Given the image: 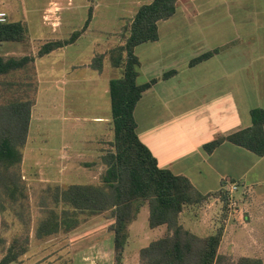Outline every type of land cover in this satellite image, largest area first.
<instances>
[{
  "label": "crops",
  "instance_id": "0c3cea01",
  "mask_svg": "<svg viewBox=\"0 0 264 264\" xmlns=\"http://www.w3.org/2000/svg\"><path fill=\"white\" fill-rule=\"evenodd\" d=\"M100 1L103 0H85L78 7L93 10L96 2L99 4ZM152 1L132 0V2H125L126 12L128 13L125 15H129L131 20L129 21L125 17L124 21L123 15L117 14L115 20H119L121 25L117 31L112 30V32H109V30L103 28L102 24L106 22L103 21V18L100 24H97L98 22L95 24L97 16L94 18L92 15L86 28L82 30L85 25L83 23L81 28L77 30L80 35L73 43L58 48L45 56L38 57L37 52L44 44L68 40L73 33L77 32L75 31L71 36L65 38L67 31H62L63 25L59 17L62 10L66 8L76 11V8L73 7L74 0H50L41 12L42 25L49 27L50 32L41 35L28 34L25 43H9L11 48H27V52H23L18 56L14 55V52H7L2 58L29 57L32 59L26 69L6 76L7 81H13L14 76L20 77L18 80L24 83L23 88L27 91V94L30 95L31 93L30 96L34 98L27 139L22 150L21 167L32 164L25 161V155L34 115L38 119L36 124L39 126L35 149H38L40 155L44 153V156L41 155V157L50 156L51 152L53 154L51 158L53 159H46L50 162L53 161L52 164L55 165V168L59 158H54V156L62 151L60 149L65 148L66 155L69 156L70 160L74 157L73 139L72 142L66 143L63 137V144L57 150L53 146L55 143H49L48 139L52 140V138L47 136L48 133L40 134L41 120L39 121V119L41 116L37 108H39L44 98V103L41 105H44L45 108L50 109L57 106L62 112H66V114H61L62 120H60L62 122L61 129L64 130L68 117L75 116L74 112H68L66 105L68 99H65V97L72 91L73 96L79 94L78 98H80V86H77V84L88 81L91 84L89 87L92 88V98L97 97L93 100V103L97 106L96 109L100 110L99 106H101L108 110L110 105L109 83L111 80L116 79L111 78L115 69L110 67L108 63V54L111 49L124 44L128 36L129 25L137 10ZM58 3L61 7L49 8L50 5L55 6ZM175 5V14L171 18L158 23V39L152 42L151 46L160 53L165 48H174V41L182 40L186 43L188 41L197 42V49L194 50L195 54L188 51L189 56L182 55L185 58L183 62L180 53L177 52V56H180L174 59L171 66L166 71L163 70L161 75L174 71L175 74L170 78H149L156 79V83L143 94L133 112L137 125V136L156 158L160 168L169 170L174 175L186 177L193 187L203 195L217 194L222 191V185L227 181L238 186V190L232 195L234 198L239 193L238 199L236 198L238 206L236 209L226 212L219 220V224L213 221L210 222V220H207L208 223H204L206 220H203V218L198 219L197 214L184 220V214L190 210L188 208L184 209L179 215V222L185 229L199 237L212 235L218 229H221L222 236L218 247L220 255L231 258L233 262L244 257L259 259L264 264V156L259 157L229 142H223L211 153H206L203 150V145L219 137H227L249 128L251 126V110H264V0H176ZM0 12L7 15L8 22L24 23L25 29L27 28L24 16H22V20H13L10 18L8 8L2 9ZM80 21L82 22V19ZM121 30L124 33L122 32L119 37L116 36ZM105 36L109 37L105 38ZM81 39L89 41L91 46L90 62L85 64H78L83 62L74 60L75 55L73 54H76V52L69 51ZM102 45L104 46L102 47ZM164 46L168 47L164 48ZM213 51L217 52L210 58L194 66L189 65L193 59ZM100 55L104 57L101 70L93 69L91 63L95 57ZM45 66L58 68V71L61 69V72L57 75L46 76L48 72L42 70ZM82 68L94 73L89 76V78L91 77L89 80H83L81 76H74V73ZM195 69H197V79L191 76L179 77L182 71ZM139 70L141 72L140 61ZM104 72H108V77L102 81ZM68 77L71 79V84H75L71 87V91H68L69 93L63 88L65 85L63 83L66 82ZM172 81L182 85V90L178 94L185 103L182 114H179L175 107L168 103L172 100V94H168L167 97V93L163 89L164 86L171 88L172 84L170 82ZM160 100L165 103L162 109L163 112L160 115L156 114L155 117L153 109ZM76 101L79 100L72 99V103H76ZM86 102L83 100V103ZM188 105H191L194 114L192 115L197 117V122H194L191 118L184 119L188 116L185 115ZM145 110L146 118L143 115ZM176 112L183 117L177 115ZM75 120L77 119L75 118ZM90 122L96 124L93 131L95 138L86 140L95 143L96 150H99L100 153L106 145L111 149L113 143L112 117L110 119L96 116ZM154 123L160 124V126L154 128L152 127ZM143 125L144 127H152L149 128L150 132L144 134ZM67 126L66 130L73 134L74 124L70 123ZM192 126L195 128L193 129ZM154 131L158 132L157 138H150V142L156 147H150L147 140H143L141 132L143 135L150 137V133ZM71 133L69 135H72ZM105 134H109L111 140L105 141ZM68 137L66 136L67 139ZM94 156H97V154ZM38 157L32 155L30 162L39 160ZM95 166H97L96 168L99 167L97 172L101 175L105 167L101 164L100 159ZM95 166H92V168H95ZM29 168L33 167L29 166ZM25 170H27L26 166ZM28 171L31 172L30 169ZM54 172H56V169ZM56 174L58 176L59 173ZM98 183L99 181L95 184ZM75 184L79 183L67 185L55 183L40 188L44 190L57 187L65 189L69 185ZM219 204L220 197L216 196L205 207L211 208V212L215 213L216 208H219ZM144 206L147 207L145 204L141 209ZM139 213L136 219L127 227L128 237L120 264H139L140 250L166 234L165 226L154 229H150L148 226L146 233L143 235L145 246L138 249L134 257L131 256V253L125 255L124 251L128 244L129 234ZM106 214L108 213L80 216L78 227L67 233L59 232L56 235L42 239H36L33 236L34 234L32 237L29 236V251L18 261L10 264H103L102 261H104V264H115L114 235L111 230L115 220L110 214L109 216H106ZM88 224L96 225L88 226ZM194 224H196V227H194ZM1 225L0 215V237Z\"/></svg>",
  "mask_w": 264,
  "mask_h": 264
},
{
  "label": "trees",
  "instance_id": "16d2710c",
  "mask_svg": "<svg viewBox=\"0 0 264 264\" xmlns=\"http://www.w3.org/2000/svg\"><path fill=\"white\" fill-rule=\"evenodd\" d=\"M175 1L153 0L141 6L129 25L124 44L110 50V66L121 72V76L109 83L113 143L111 149L100 157L105 169L98 184H75L65 189L48 188L45 192L49 193L50 200L47 203L45 198L41 202L44 217L39 220L34 236L42 239L59 232L67 233L78 227L80 216L109 213L115 220L111 229L114 235V261L120 264L128 237L127 227L146 204L149 228L165 226L166 234L140 250L139 264H262L259 259L243 257L233 262L231 258L220 255L221 229L212 235L199 237L182 226L179 215L184 209L197 207L211 196H219L225 209L228 197L223 191L203 195L186 177L160 168L156 158L136 133L134 109L143 94L156 83V79L137 84L139 61L134 50L141 44L157 41L158 23L175 14ZM89 21L90 18L82 30ZM79 35L80 32H75L68 40L48 42L40 48L37 56H45L71 44ZM26 41L23 24L8 21L0 24V43ZM216 52L193 59L189 65L194 66ZM103 59L101 55L95 57L91 67L101 70ZM31 62L29 57H0V78L3 77L0 79V215L5 213L8 204L26 200L20 165L34 98L29 97L21 80L7 81L6 76L26 69ZM174 74V71L165 73L162 79ZM250 118L249 128L219 137L203 145V150L211 153L223 142H229L259 157L264 156V110H251ZM3 243L0 237V245ZM28 249V234L21 240L14 239L0 264L18 261Z\"/></svg>",
  "mask_w": 264,
  "mask_h": 264
},
{
  "label": "rangeland",
  "instance_id": "374dc122",
  "mask_svg": "<svg viewBox=\"0 0 264 264\" xmlns=\"http://www.w3.org/2000/svg\"><path fill=\"white\" fill-rule=\"evenodd\" d=\"M49 1L50 0H0V10L8 8L10 11L9 12L10 18H12L13 20H22V16H24V20L27 24V28L25 29L26 36L28 34H32V35L33 34L41 35L44 33L48 34L50 32V28L46 27L45 25H42L41 12L43 11L44 8H46ZM82 1L85 0H74L73 7L76 8V11L74 9L69 10V8L68 9L66 8L62 10V12L59 14V17L61 18V23L63 25L62 31H67L65 38H68L69 36H71L73 32L79 30L82 24L85 23V21L88 20V18H91L92 15L94 16V18L97 16L95 18V24L97 22H98L97 24H100V21H102L101 19L103 18V21L106 22L102 24V26L106 30H109V32H112V30L117 31L121 26L120 21L115 20V18L117 19L116 17L117 14H120L121 16L123 15L122 18L124 21H125V17L129 21L131 20V17L129 15L128 16L125 15L127 13L125 2L128 1L132 2V0H103L100 1L99 4L98 2H96L95 6L93 7V10L92 9L88 10L85 8L78 7L81 5ZM59 7H61L59 3L56 4L55 6L54 5L49 6V8H59ZM81 19L82 22L80 21ZM22 24L24 26V23ZM122 32L124 33V31L121 30L116 36L119 37ZM107 37L109 36H105V38ZM85 39L79 40L78 44L75 47L69 49V51L72 53L76 52V54H73L75 55L74 60H78V62L80 61L83 62L78 64H85L86 62H90L89 56L91 55L90 52L91 46L89 41ZM174 43H175L174 48L170 49V48H165L168 46H164L165 49L160 53L158 50H154V48H152L153 46H151L152 45L151 43H145L135 49L134 53L138 57V59H140L139 61L141 62V72L139 70L140 74L136 80L137 84L140 85L147 83L146 81L148 80L149 81L153 80V79H149L151 77L162 78L161 75L163 74V70L166 71L171 66V62H173L174 59H177V57L181 55V59L183 62L185 61V58H183V56H189L187 54L188 51L195 54L194 50L197 49V42L195 41H188L186 43V42H182L181 40L178 42L174 41ZM103 46L104 45H102V47ZM7 52L9 53L14 52V55L18 56L23 52H27V48L22 47L21 49H16V48H11V44L9 43H4V44L0 43V57L5 56ZM171 52L173 53L171 54ZM177 52L180 53V55L177 56ZM42 70L48 72L46 76H50L52 74L57 75L60 74L61 72V69L60 71H58V68L54 69L52 66L50 68L49 66H45L44 69ZM68 71L70 72V70ZM93 74L94 73L92 71L82 68V69H78L74 73V76H81L83 80H89L91 78V77L89 78V76ZM120 76H121V72L115 70L111 78H119ZM183 76H191L192 78L197 79V69L192 71L190 70L182 71L179 77L183 78ZM106 77H108V72H104L102 81ZM18 79H19L18 77L14 78V80H18ZM70 81L71 79L68 77L66 82L63 83L65 84L63 88H65L67 93H69L68 91L71 89L72 86L75 85V84H71ZM170 84H172L171 88H169L168 86L163 87L165 93H167V97L168 94H172V100H170V102L168 103H170L173 107H175V109L179 114H182L185 103L183 99L178 95L182 90V85H180L179 83H174L173 81L170 82ZM89 85L91 84L88 83V81H83L80 84H77V86H80V98H78L79 94H75V96H73L71 90H70L71 91L70 94L66 95V97L65 95L63 96V99L64 97L65 99H68L66 104L68 112L75 113V116L73 115V117L72 116L68 117L67 119L68 121L66 125L64 123L65 131L61 129L62 122H60V120H62L61 114H66V112L65 113L62 112L60 108L57 106L52 107L50 109L45 108L44 105H41L42 103H44V98L42 97L43 98L42 102L39 108H37L38 109L37 111L40 112V116H41V118L39 119V121L41 120L40 134L42 135L48 133L47 136L52 138V140L48 139L49 143H55L54 145L53 144L50 145H53L54 148H57V150H59L60 145L63 144V137L65 138L66 143H68L69 141L72 142L73 139L74 147H75L74 157L70 160L69 156L66 155L65 148L60 149L62 151L54 156V158L55 157L59 158L56 164L57 165L56 168L55 165L52 164L53 161L50 162V160L53 159L51 158L53 157V154L51 152H50V156L46 155L47 157L44 158L41 157V155L44 156L43 155L44 153L40 155L38 149H35L39 126L38 124H36V121L38 119L34 115L32 120L30 140L26 148V155H25V161L32 164L25 165L27 170H25V166L24 167L20 166V173L22 176L21 180L25 183L26 200H23L20 203L18 202L16 204H8L7 210L5 211L4 214L1 215V219H2L1 238L4 240V243L0 245V260L3 258L6 249L14 239L21 240V238H23L25 234H28L29 236L32 237V235L34 234V230L36 229V226L38 224V221L44 217V212H43L44 209L43 206L41 205V202L44 201L43 199L47 198V200L45 201L49 203L48 201L50 195H48L49 193L45 192L46 190L40 187L45 185H53L55 183L60 185H67L74 183L95 184L99 181L100 175L97 172L99 167L96 168L97 166L95 165L98 164V161L100 159L99 156L104 154V152L109 150V148L108 145H106L104 149L101 150L100 153L99 150L98 151L96 150V144L92 143V141L89 142L86 139L89 138V140H93L95 138V135H93V131H94V126L96 124L90 121H93V118H95L96 116L108 117L111 119V111H110V105L108 107V110L105 107L104 109L101 106H99L100 110L96 109L97 106L93 103V100L97 97L92 98L91 96L92 88L89 87ZM30 95L32 94L30 93ZM29 97L31 98V96ZM73 98H76L79 101H76V103L74 102L72 103ZM83 100L87 102L83 103ZM164 104L165 103H163L162 100H160L155 104V108L153 109V111L155 112V117L156 114L160 115V113L163 112L162 109ZM172 112L174 111L172 110ZM192 114H193L192 107L191 105H188L185 111V115L188 116L184 117V119L191 118L194 122H197V117H193L194 114L193 115ZM143 115L144 118H146V110L143 111ZM179 116L183 117L182 115ZM75 118L77 120H75ZM159 122H163V121H159ZM70 123L74 124L75 126L73 134L71 132H68V130H66V128H68L67 125ZM159 126L160 124L157 125L156 123H154L152 127L157 128ZM152 127L149 126L144 127L143 125V133L145 134V132H150L149 128ZM195 127H197V125H195ZM195 127H193V129ZM69 133H71L72 135H69ZM157 133H158L157 131H154L150 133L151 134L150 137L148 135L147 137L143 135L141 132V136L143 140H147V143L149 144L150 147H154V146L156 147V145L150 142V138L156 139ZM66 136H69L68 139L66 138ZM104 140L105 141L111 140L109 134L104 135ZM96 154L97 156H94ZM32 155L39 156L38 158L41 161L35 160L33 162H30V158ZM46 158L49 159L51 158V159L48 160ZM29 166L33 168H29ZM92 166L93 167L95 166V168H92ZM28 169H30L31 172H29ZM55 169L56 172H54ZM56 173H59L58 176H56L57 175ZM238 194L239 193L236 194L237 196L231 200L229 206L227 205L225 209L223 207L224 206L223 202L220 199L219 208H216L215 213L211 212V208L205 207L207 204L213 201L214 196H211L209 200H207L206 202L200 205H197V207L188 208L190 210L186 212V214H184L183 219L187 220L189 217L192 218L197 214L198 219L203 218V220H206V222L204 223H208L207 220H210V222L213 221L216 222V224L217 223L219 224V220L223 217V215L226 212L228 211L230 212L231 210L237 208L238 200H236V198L238 199ZM234 203L235 205H233ZM229 207L230 208L232 207V209H229ZM106 216H109V213L106 214ZM147 221H148V210L147 207L144 206L140 210L137 220L133 223V228L131 229L129 234L128 244L124 251L125 255L131 253V256L134 257V254L137 252V250L145 246L143 235L146 233L148 229ZM93 225L96 224H88V226H93ZM194 227H196V224H194ZM102 263L104 264V261H102Z\"/></svg>",
  "mask_w": 264,
  "mask_h": 264
},
{
  "label": "built area",
  "instance_id": "2783aa9c",
  "mask_svg": "<svg viewBox=\"0 0 264 264\" xmlns=\"http://www.w3.org/2000/svg\"><path fill=\"white\" fill-rule=\"evenodd\" d=\"M7 15L4 12H0V24L7 23ZM221 190L227 195L228 197V206L233 199L232 195L238 190V186L235 183L226 182L223 183ZM235 205V203L233 204ZM229 209H232V207Z\"/></svg>",
  "mask_w": 264,
  "mask_h": 264
}]
</instances>
